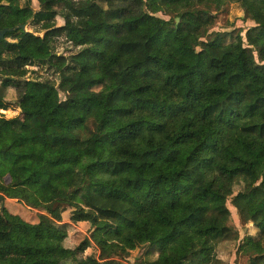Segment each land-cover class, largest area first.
<instances>
[{
	"label": "trees",
	"instance_id": "1",
	"mask_svg": "<svg viewBox=\"0 0 264 264\" xmlns=\"http://www.w3.org/2000/svg\"><path fill=\"white\" fill-rule=\"evenodd\" d=\"M37 1L0 0V110L9 88L20 109L0 113V193L46 213L0 201V264H79L90 243L64 246L67 208L93 227L97 264L143 245L157 254L140 264H219L238 237L228 199L258 230L239 249L264 264V0L245 37L209 32L221 0Z\"/></svg>",
	"mask_w": 264,
	"mask_h": 264
},
{
	"label": "rangeland",
	"instance_id": "2",
	"mask_svg": "<svg viewBox=\"0 0 264 264\" xmlns=\"http://www.w3.org/2000/svg\"><path fill=\"white\" fill-rule=\"evenodd\" d=\"M34 9L38 8V1L31 0ZM260 8V3L258 0H244L243 3H230L227 0H221L219 7H213V12H215V22L211 26L209 32H230L234 34L237 31L241 32V35L245 37V32L247 29L255 25L253 21V14L257 12ZM160 16L167 18V16L159 13ZM56 24L62 25L63 20L60 17H56ZM26 30H34L33 25L26 24ZM37 35H42V33L36 32ZM230 39L228 38V41ZM246 39L244 38V43ZM55 51L61 55H69L70 44L65 40L62 35L55 39ZM256 56V54L254 53ZM29 78H51V72L44 68H39L38 66L29 67ZM14 88H9L5 99L13 102L11 106L7 109H1L0 113L6 118L20 115V109L16 106L15 96L16 92ZM242 179L246 186H250L259 181V175L243 174ZM12 180L11 173L9 171L8 163L0 164V183L7 184ZM242 185V184H240ZM239 186L234 190V194L238 191ZM3 197V207H5L8 212L19 215L22 219L28 222H37L38 215L41 213H46L42 208H32L24 204L18 198H9L0 193ZM227 207L230 210V224L234 226L237 230L238 237L236 240H227L221 242L215 250V258L219 260V264H248L249 256L244 254L240 249L239 245L245 241V237L256 236L258 234L257 228L254 227L252 222L242 223L236 208L231 204L230 199L227 200ZM69 208L65 209L62 213V222L66 223L67 236L64 241V246L74 249L76 248L82 240H88L90 245L82 251H77V259L79 264H97V262L102 261L99 259V248L93 242L91 238V232L93 227L86 221L71 222L69 221ZM7 224L2 217H0V229H6ZM157 250L150 248L148 245L138 246L131 250L127 256H113L107 259L108 264H140L148 259L156 258ZM61 264H75L70 260L63 261Z\"/></svg>",
	"mask_w": 264,
	"mask_h": 264
},
{
	"label": "water",
	"instance_id": "3",
	"mask_svg": "<svg viewBox=\"0 0 264 264\" xmlns=\"http://www.w3.org/2000/svg\"><path fill=\"white\" fill-rule=\"evenodd\" d=\"M176 21H178L177 18H176ZM23 27H24L23 25H20V28H23ZM10 30H12V29L11 28H2V29H0V38H3L5 33L10 31ZM0 201H1L2 205H3V197L2 196H0Z\"/></svg>",
	"mask_w": 264,
	"mask_h": 264
}]
</instances>
